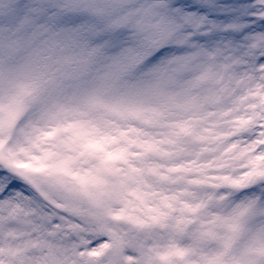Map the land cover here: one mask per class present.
<instances>
[{
    "label": "snow or ice",
    "instance_id": "6c2138e0",
    "mask_svg": "<svg viewBox=\"0 0 264 264\" xmlns=\"http://www.w3.org/2000/svg\"><path fill=\"white\" fill-rule=\"evenodd\" d=\"M0 264H264V0H0Z\"/></svg>",
    "mask_w": 264,
    "mask_h": 264
}]
</instances>
